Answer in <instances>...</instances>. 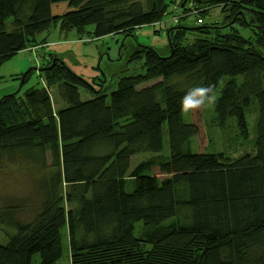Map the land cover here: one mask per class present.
<instances>
[{"label":"trees","instance_id":"1","mask_svg":"<svg viewBox=\"0 0 264 264\" xmlns=\"http://www.w3.org/2000/svg\"><path fill=\"white\" fill-rule=\"evenodd\" d=\"M60 1L0 0V66L57 30L82 44L134 38L128 61L140 73L95 91L44 53L39 69L13 78L21 85L0 98V168L37 172L38 200L26 218L22 200L0 202V264H59L62 232L71 264H264V0H85L52 19ZM207 6L220 25L204 22ZM145 26L163 28L168 56L138 43ZM212 73L223 79L218 125L241 144L234 156L212 143L195 152L197 126L167 123Z\"/></svg>","mask_w":264,"mask_h":264},{"label":"rangeland","instance_id":"2","mask_svg":"<svg viewBox=\"0 0 264 264\" xmlns=\"http://www.w3.org/2000/svg\"><path fill=\"white\" fill-rule=\"evenodd\" d=\"M84 1L63 0L53 4L51 7V18L56 19L66 12L76 9ZM187 2L188 0H184L182 5H185ZM188 6L190 8L191 5ZM203 12L206 14L204 22L221 24L222 15L218 8L207 6ZM101 19L102 13L95 12L88 19V23L91 25ZM200 20L203 22L202 18ZM56 32L57 30L55 32L51 31L47 38L44 39L48 43L46 47L22 51L0 66V98L7 93L14 92L21 85L18 79L13 80V78L17 77L16 75L25 73L31 66L39 69L43 65L44 53L56 55L70 71L90 84L95 91L102 88L106 92H109L114 89L118 78L140 73L139 63L128 61L133 48H135L134 38L123 37L121 34L108 35L92 43L82 44L77 41L75 33L56 34ZM41 36L39 37L41 38ZM136 37L138 43L153 48L160 57L169 55L167 37L162 27H141L136 30ZM173 68H175V65ZM241 74L242 71L240 69L233 68L228 76H241ZM39 75L40 72L33 71V77L29 81L30 85L34 84L35 86L39 85V82H43L36 78ZM222 80L219 75L212 73L204 86L214 85L218 96L223 86ZM48 92L53 108L56 109L61 104L56 89L51 88ZM90 92L89 88L86 90L82 89V98L87 96L86 94L91 95ZM255 116V111L251 108L246 116L249 129L252 127ZM218 117L219 115L216 113L214 105H212L188 114L179 112L170 118L167 123H190L197 126L198 134L192 142V150L195 152H203L212 143V147L216 152L226 149L230 150L232 156L237 155V152H242L240 148H237L241 144H235L237 141L235 140L236 134L234 132L227 130L228 128L224 129V131L221 130L218 125ZM146 158L147 155H137L133 157L132 161L137 162ZM38 177L39 174L31 168L22 167L18 164L3 165L0 168V202L22 200L26 204L27 209L21 215L24 218L30 217L33 206L38 200L35 195V182ZM62 237L63 253L59 264H71V255H69L66 245L67 234L62 232ZM34 262L38 264L39 260L37 257L33 259Z\"/></svg>","mask_w":264,"mask_h":264},{"label":"clouds","instance_id":"3","mask_svg":"<svg viewBox=\"0 0 264 264\" xmlns=\"http://www.w3.org/2000/svg\"><path fill=\"white\" fill-rule=\"evenodd\" d=\"M218 97L215 86H195L189 88L180 98V111L188 114L214 105Z\"/></svg>","mask_w":264,"mask_h":264}]
</instances>
